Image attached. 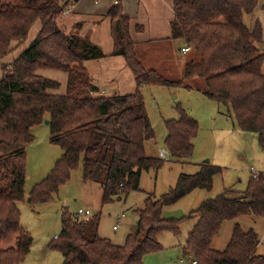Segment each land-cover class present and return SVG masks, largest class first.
<instances>
[{
  "label": "trees",
  "instance_id": "trees-1",
  "mask_svg": "<svg viewBox=\"0 0 264 264\" xmlns=\"http://www.w3.org/2000/svg\"><path fill=\"white\" fill-rule=\"evenodd\" d=\"M68 0H0V61L13 43L27 40L31 28L42 29L32 44L11 65L2 66L0 80V264H23L33 238L21 224L18 205L25 200L26 148L35 138L32 129L49 121L50 143L63 154L47 178L30 192V205L48 203L81 167L86 184L103 189V206L139 192L144 172L158 171L164 159L149 157L146 143L155 139L142 89L185 87L200 80L201 92L227 108L245 134L258 136L264 152V28L244 23L261 0H175L172 41H182L191 54L179 80L165 78L162 70L148 68L130 33V19L121 3L109 12L114 40L113 56L125 58L132 71L133 93L100 96L84 64L106 57L88 38L68 34L58 26ZM39 70L68 74L65 94L58 81L38 75ZM166 73V71H165ZM179 120L166 121L165 144L171 159L193 156L199 126L178 105ZM222 169L203 163L195 175H181L176 187L160 199L148 196L137 210V228L123 246L99 236L100 215L74 219L62 214V231L50 248L60 251L63 264H144L148 254L161 251L159 237L179 233L183 219H165L163 210L196 190L211 191ZM264 217V179H250L242 193L227 190L209 199L191 214L196 225L188 235L184 257L198 264H264L258 253L259 237L236 224L224 251L212 248L225 222L241 216Z\"/></svg>",
  "mask_w": 264,
  "mask_h": 264
},
{
  "label": "rangeland",
  "instance_id": "rangeland-1",
  "mask_svg": "<svg viewBox=\"0 0 264 264\" xmlns=\"http://www.w3.org/2000/svg\"><path fill=\"white\" fill-rule=\"evenodd\" d=\"M264 0H261L263 6ZM259 21L264 28V11L261 7L252 15L244 16V23L253 29ZM34 35H28L27 42ZM264 52V45L261 47ZM13 50L5 57L7 58ZM4 58V59H5ZM3 59V60H4ZM1 60L2 66H8ZM264 70V66H263ZM162 76L179 80L177 71ZM168 78V79H170ZM192 90L185 87L152 86L142 89L147 113L155 133V139L146 143L149 157L160 158L162 150H168L166 121L179 120L176 110L180 105L191 119L197 122L199 131L193 141L194 152L190 159L166 161L158 171L144 172L141 178L140 191L123 197L103 206V190L95 183L86 184L81 167L72 172L70 180L59 188L48 203L30 205L31 190L44 181L51 173L63 151L50 143V128L45 122L32 129L34 142L26 148L27 180L25 200L18 207L21 212L22 227L31 234L33 245L23 264H63L60 251L50 248V244L62 231V214L64 211L77 213L80 209L90 210L91 216L100 215L99 236L108 239L116 246H123L127 237L132 234L138 216L136 211L143 209L148 196L160 199L174 189L181 175H195L201 165L207 163L220 167L222 173L214 178L213 189L196 190L180 200L177 204L163 210L165 219H183L179 233L165 232L160 235L162 250L148 254L144 264H180L189 233L197 223L189 219L203 202L215 199L227 190L244 192L252 178L251 168L264 171V152L259 146L258 136L252 140L243 133L227 114V108L205 96L201 90L205 85L200 80L190 81ZM238 224L245 231H254L260 241L258 253L264 256V217L241 216L235 221L225 222L221 232L214 238L212 248L224 251L228 246L233 230ZM117 227L114 231L113 227ZM57 239V238H56Z\"/></svg>",
  "mask_w": 264,
  "mask_h": 264
},
{
  "label": "crops",
  "instance_id": "crops-1",
  "mask_svg": "<svg viewBox=\"0 0 264 264\" xmlns=\"http://www.w3.org/2000/svg\"><path fill=\"white\" fill-rule=\"evenodd\" d=\"M174 1L122 0L121 5L124 15L130 19L131 37L137 44V51L145 65L157 70L165 69L166 73L177 71L176 74L182 77L185 61L191 52L184 54L182 50L187 48L186 45L182 41L171 40V24L175 18ZM67 3V12L58 18V26L68 34H75V27L79 25L78 35L88 38L106 55L103 59L88 61L84 64L95 85L99 88L97 94L111 97L117 94L133 93L136 89V81L125 58L112 55L114 40L108 12L114 7L113 1L68 0ZM41 29V22H37L29 32V35H34L31 40L28 42L26 40L21 44L13 43V52L3 61L7 62V65H11L32 44ZM37 74L58 81L61 88L56 91L57 94L66 93L67 73L39 70ZM2 78L3 72L0 70V80ZM251 136V138L250 135L248 136L249 140H252L255 135ZM162 151L166 153L168 160L162 158L161 154L160 157L169 161L171 159L169 151ZM136 228L137 223L133 227V232ZM113 229L114 231L118 230L116 226Z\"/></svg>",
  "mask_w": 264,
  "mask_h": 264
},
{
  "label": "built area",
  "instance_id": "built-area-1",
  "mask_svg": "<svg viewBox=\"0 0 264 264\" xmlns=\"http://www.w3.org/2000/svg\"><path fill=\"white\" fill-rule=\"evenodd\" d=\"M113 1V4L114 6L115 5H119V3H121L122 0H112ZM182 52L184 54H187L190 52V48H185L182 50ZM161 157L168 160L166 158V153L164 151H161ZM251 174H252V178L255 179V180H260V179H264V171L263 172H258L256 171L254 168H251ZM72 217L74 219H87L89 217H91V212L88 211V210H84V209H80L77 213H73L71 214ZM116 230V228H115ZM58 238V237H56ZM179 263L180 264H198L197 260H195L193 257H183L179 260Z\"/></svg>",
  "mask_w": 264,
  "mask_h": 264
},
{
  "label": "water",
  "instance_id": "water-1",
  "mask_svg": "<svg viewBox=\"0 0 264 264\" xmlns=\"http://www.w3.org/2000/svg\"><path fill=\"white\" fill-rule=\"evenodd\" d=\"M45 124L46 125H49V121H45ZM252 136L250 135V138H251ZM207 163H209V161H207Z\"/></svg>",
  "mask_w": 264,
  "mask_h": 264
}]
</instances>
